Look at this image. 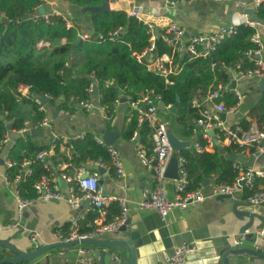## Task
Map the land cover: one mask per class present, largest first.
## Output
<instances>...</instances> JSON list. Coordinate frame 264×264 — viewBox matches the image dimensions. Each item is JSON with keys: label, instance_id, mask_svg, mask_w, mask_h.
Instances as JSON below:
<instances>
[{"label": "trees", "instance_id": "16d2710c", "mask_svg": "<svg viewBox=\"0 0 264 264\" xmlns=\"http://www.w3.org/2000/svg\"><path fill=\"white\" fill-rule=\"evenodd\" d=\"M67 1L84 8L102 3V0ZM38 5L44 6L45 1L0 0V13L3 14L0 20V154L4 150L7 159L13 162L6 168L10 179L21 173L17 188L25 198L36 197V181L55 175L50 165L37 158L41 150L50 148V143L41 142L28 129L29 126L39 128L38 123L46 116L33 95H47L56 108L70 112L80 101L91 97L89 86L92 83L97 88L100 105L109 115L113 111L114 101L120 98L119 89L131 103L138 102L146 94L158 95L165 106L178 103L175 122L182 127L185 136H193L195 130L202 129L196 121L207 108L202 98L219 83L230 81L229 67L239 65L241 69H246L253 64L245 51L255 47L250 37L256 30L245 23L239 24L236 33L223 39L206 58L172 53L162 38H158L154 55L160 57L168 53L173 63L178 62L181 67L177 73L164 77L154 68H148L145 62L137 61L133 55L149 45L150 33L141 20L127 15L125 10L91 12V28L82 29L90 37L78 39L77 32L81 29L74 21L67 28L62 14L50 15L48 20L35 17V7ZM257 14L264 19V5L257 9ZM119 28L121 32L112 35ZM212 62L215 63L214 67L211 66ZM90 76L94 77V81ZM20 84L29 86L28 97L19 94ZM193 99L198 101L197 105L192 104ZM215 101H223L230 107L236 104L237 98L233 91L223 90ZM137 116L138 111L133 109L122 135L125 139H131L139 129L142 141L150 146L151 143L144 138L151 136V130L146 123L139 126ZM8 124L11 129H8ZM262 124L264 122L259 126ZM240 125L243 130L249 128L245 120H241ZM19 130L21 132L14 136L12 144L7 147L2 142L4 136ZM197 142L205 144L203 138ZM222 147L228 152H236L233 144ZM179 156L185 159L183 168L188 178L184 191L194 190L210 179L214 183H221L230 182L235 177L233 162L216 144L211 152H199L189 147L181 150ZM88 160L110 164L107 147L98 143L93 133H86L75 141L69 154L60 150L58 141L54 147L55 165L63 162L69 164L63 170H56L57 173L71 174L73 166L80 167ZM22 162H27L28 166L22 167ZM24 169H29L30 173H23ZM73 185H76L75 181ZM251 191L247 190L245 195ZM119 211V206H114V212L109 213L107 219H111L110 214H118ZM95 216L94 211L88 212L80 223L79 231L91 230L89 222Z\"/></svg>", "mask_w": 264, "mask_h": 264}, {"label": "crops", "instance_id": "0c3cea01", "mask_svg": "<svg viewBox=\"0 0 264 264\" xmlns=\"http://www.w3.org/2000/svg\"><path fill=\"white\" fill-rule=\"evenodd\" d=\"M127 1L129 7L123 8L118 0L115 2L108 0L109 10L122 9L127 12L133 6L141 5V16L153 25V36L157 39L164 35V27L169 21H174L183 26L186 30V38L194 34L214 32L221 25L231 20H243L246 17L244 9L253 8L254 0H241L245 8L231 1L181 0L170 9L163 7L165 0ZM150 1L155 2L154 7L150 6ZM43 7L46 13L57 12L62 14L71 24L75 20L79 21L80 24L75 22L81 29V31L78 30V33L87 32L82 31V29L89 30L88 27L91 28L90 13L92 11L88 8L71 4L67 0H46ZM86 10H89V15L83 13L82 17L80 14L86 12ZM255 30L264 45V25H258ZM164 55V59L169 56L168 53H164ZM262 57L264 59V51ZM153 58L154 62L158 59L155 55ZM171 68L175 71L174 73H177L181 67L178 62L173 63L172 61ZM230 78L231 81L234 79L233 76ZM260 80L256 78L236 80L235 89L244 93L245 96L233 112L226 113L225 121L227 125L238 126L243 129L240 125L241 120H245L251 128L258 127L260 123L264 122L262 121L264 117V89H261L258 85ZM95 89L96 92H94ZM91 92V97L88 100L91 102L92 107L89 110L77 105L73 111L63 112V110L52 105L49 100L43 105V110L48 118L47 125L38 124L39 128L32 129L29 126L28 129L31 134L37 135L38 139L45 143H50L52 136L55 135L67 141L70 140L71 136L78 134L93 133L95 139L101 138L103 141L104 138L109 137V133L113 135L114 141L111 146L119 152L124 171L123 176L117 174L111 162L105 164L98 160H88L80 167L73 166L70 169L71 174L68 175L73 176V180L76 181L77 176L97 171L98 179L101 180L99 185L105 195L124 197L129 201L130 209L127 218L130 219L131 228L138 230L143 241L135 249V264H157L164 259L165 255L171 253L174 247L183 243H189L196 247L195 250L185 255L184 264H220L223 254L230 249L244 248L264 253V228L261 229L262 234L259 232L261 230L256 229L260 221L254 219L252 227L244 233H240V228L247 219H238L227 199H218V195H209L212 186L215 184L212 179L196 188L200 189L201 193L205 195L202 201L190 204L184 209L173 208L168 212L165 219L154 209H137L134 202L148 196L155 185L154 160L149 164H143L138 156L139 150H143L148 156L152 153L151 136L148 135L144 138L149 144L151 143L150 146L142 141L139 129L134 132L131 139L123 137L122 132L130 121L134 109L129 100L123 101L127 97L123 93L109 115L107 110L100 105L97 88L94 87ZM205 105L214 113L213 103L205 101ZM170 107V105H164V108L159 109L158 117L161 121H163L162 117L164 116L168 119L169 123L165 125L178 138L191 141L190 146L185 148L192 147L195 149L197 141L203 138L205 140L204 150L213 151L215 142L213 135L209 133L210 130L197 129L194 131L193 136H185L182 127L175 122L176 113L170 111ZM55 109L58 110L57 114H54ZM16 134L18 132L8 134L10 142L7 147L12 144ZM104 146H107L105 142ZM219 146L222 148L225 145L220 144ZM60 150L68 154L71 151L64 147H60ZM179 152H176L177 157H180ZM236 156L243 157L241 163L246 165L264 164V153L255 160L250 156L238 154ZM45 159L47 164L55 170L54 178L62 197L49 200L35 197L22 211H19L16 201L17 184L16 182L8 184L5 180L7 156L4 150L0 154V241L8 240L22 251L34 250L35 243L40 247L57 241L56 234L65 233L68 230V219L72 214H78L82 221L86 214L92 211V204L86 202V200L78 208L71 207L67 201L71 185L62 178V173H57L56 170H63L69 164L63 162L56 166L53 149L49 150ZM25 165L28 166V164ZM179 165L178 162V169ZM59 178L63 179L65 184L59 183ZM263 182V180H258L257 184ZM164 187L166 197L173 199L176 195L175 179L165 177ZM244 196L238 195L237 198L245 200ZM114 206H119L116 200L109 201L107 204L108 215L114 212ZM238 209H244V207H238ZM252 209L264 214V207L260 205L253 206ZM116 214L117 212L110 214L111 218ZM240 235L244 239L241 245L236 246L232 241ZM33 236L36 237V241L32 239ZM101 238L106 240L123 238L131 241L128 232L119 234L109 232L103 234ZM79 247L85 249V256L99 264H101V260L100 254H96L97 250H107L105 256L107 264L129 263L131 260L130 252L126 247L105 248L84 243L64 248H51L31 260L22 261L18 264H81ZM12 255H15V253L11 249L0 244V259ZM111 258H115V261H112ZM234 260H239L238 264H264V258L246 254L238 257L228 255L229 263L235 264Z\"/></svg>", "mask_w": 264, "mask_h": 264}, {"label": "built area", "instance_id": "2783aa9c", "mask_svg": "<svg viewBox=\"0 0 264 264\" xmlns=\"http://www.w3.org/2000/svg\"><path fill=\"white\" fill-rule=\"evenodd\" d=\"M46 1V0H41ZM181 0H165L164 8L170 9L175 6L177 2ZM220 1H231L238 5H242L244 8V3L241 0H220ZM264 5V0H254L253 8L258 9L260 6ZM42 5H38L35 7L36 16L42 17L44 20H48L50 15L59 14L57 12L43 13L39 12V8ZM245 13V12H244ZM127 15L134 16L141 20L148 28V32L150 33L149 45L145 47L141 52L133 53L136 60L139 62H145L148 68H153L159 74L167 77L170 73H174L172 70V58L171 55H167L164 59V54L160 57H157V61L154 62L153 56L151 57V51L155 48V41L158 39L154 38V27L152 24L148 23L141 15H142V6L137 5L133 6L130 10L127 11ZM1 18H3V14L0 13ZM243 20H231L223 25H221L216 31L211 33H202V34H194L185 37L186 30L183 26L177 24L174 21H169L164 27V35L161 37L162 40L166 43V45L170 48L172 53L181 52L188 53L190 57L201 55L206 58L210 55V53L216 48V46L226 37L236 33L237 26L241 23H245L256 28L259 24L250 19L249 16L245 13ZM66 27L69 28L72 24L71 22L65 18ZM121 32V29L115 30L112 35H117ZM77 37L79 39H87L90 37L88 32L78 33ZM250 40L255 44L254 48L247 49L245 54L253 60L252 66L241 69L239 65L236 68H228L230 72V77L233 76L235 80L237 79H249L256 78L262 79L264 78V59L262 57L264 51V45L259 38L258 34L255 32ZM42 44V43H41ZM171 59V60H170ZM167 64V66L165 65ZM211 66L214 67L215 63L212 62ZM168 81V79H166ZM231 78L230 81L225 83H219L216 87L210 89L208 94L203 97L205 101H209L214 104V113L211 112L210 109L205 108L202 112V117L196 121L197 125H200L202 129L214 130V140H218L220 144L224 145H235L236 152L235 155L241 156H250L253 160L258 159L261 154L264 153V124L261 126L251 128V126L243 130L238 126L232 127L227 125L226 121L222 119L219 115L220 112H233L241 100L244 98V93L236 90L231 87ZM94 88V84H90L89 91H92ZM230 90L233 91L234 95L237 98V102L235 105L227 107L223 101H215L216 98L221 96V91ZM18 92L21 96L28 97L29 95V86L25 84H20L18 87ZM41 95H33L34 101L39 105V109L43 110V102L41 99ZM160 96L158 95H144L141 100L138 102H132L134 109L138 111V123L144 124L146 123L151 130V139H152V153L148 156L143 150L138 151V156L143 164H149L152 160L156 161L154 166L155 173V185L150 194L138 201H135L137 209L139 210H147L154 209L159 215L165 219L168 212L173 208H181L184 209L190 204H193L198 201H202L205 198V195L201 193L200 189L194 190H186L184 191L185 185L188 182L187 173L183 168V163L185 161L184 157H178L179 169H178V178L175 179L176 182V195L173 199H168L165 193L164 187V179L165 172L167 169V165L169 159L173 153V150L170 146L168 139V128L163 121H161L158 117V102L160 101ZM119 102V99H116L113 103V107L115 104ZM193 105H197L198 101L196 99L192 100ZM78 105L85 109L89 110L92 107L91 102L86 99L82 100L78 103ZM63 112H68L63 110ZM48 118L45 116L38 124L46 126ZM24 131V130H23ZM21 132V130L16 131ZM83 134H78L71 136L70 140H63L58 136H52L50 140V149L54 150V147L58 144L60 147H64L67 150H71L73 148V144L75 141L83 138ZM96 141L102 145H104V141L101 138H96ZM4 144H8L10 142V138L8 134H6L2 140ZM215 142V141H214ZM107 151L109 153L110 162L113 167H115L116 172L119 176L124 175L122 162L120 159V155L118 150L113 146H106ZM205 146L196 143L195 150L203 151ZM50 149L41 150L37 158L40 161H43L45 165L47 164L45 161V157L48 154ZM233 169L236 172L235 177L230 182H221L215 183L209 195L217 196V195H230L231 197L237 198L238 195H245L247 190H253L249 194L244 196L245 201L250 202L253 206H258L264 203V182L257 184L258 180L264 181V164H250L246 165L237 160L232 161ZM6 166L9 167L13 164L10 159L6 160ZM27 162H22L21 166L24 167ZM23 173H30L29 169H24ZM62 178L71 185L70 194L67 197V201L73 208H78L84 200H89L92 204V211L96 213V216L93 218L91 225L92 229L88 232H80V221L81 218L78 214H72L68 219V230L65 233H57L56 239L57 241H70L74 239H81L87 237L101 238V236L105 233L114 232L118 230V228L124 224L128 217L129 213V201H127L124 197L118 196H109L103 193V190L98 182V172L92 171L88 172L85 177L81 178L77 176L75 181L76 185H73V176H69L66 173H62ZM76 178V177H75ZM21 179V173L17 174L14 179H10L8 173H5V180L8 184L16 182ZM76 186V187H75ZM256 186V189H254ZM34 189L36 192V197L43 198L45 200L49 199H60L62 195L60 194L54 176L42 177L34 184ZM111 200H116L119 204V213L116 214L111 219H107V204ZM17 201V209L22 211L31 201L32 198L22 197L17 188L16 194ZM262 234V230L259 231ZM32 239L36 241V237L33 236ZM244 237L240 235L238 238L233 239L232 243L236 246L242 244ZM35 248L38 245L35 243ZM195 245L189 243H183L180 246L174 247L172 252L165 255L162 261H159L157 264H184V257L189 252L195 250ZM85 249L79 247V253L81 254L80 262L81 264H99L96 261H93L88 256L84 254Z\"/></svg>", "mask_w": 264, "mask_h": 264}, {"label": "water", "instance_id": "95a60500", "mask_svg": "<svg viewBox=\"0 0 264 264\" xmlns=\"http://www.w3.org/2000/svg\"><path fill=\"white\" fill-rule=\"evenodd\" d=\"M118 2L123 8L129 7L127 0H118ZM87 8L89 10H91L92 12H99V11H103V10H109L110 5H109L108 0H102V3L100 5L90 6ZM44 11H45L44 7L41 6L39 8V12L43 13ZM244 12L249 16L250 19L256 21L259 25H264V19L259 17V15L257 14L256 8L249 7V8L244 9ZM0 20H1V16H0ZM88 29H90V27H88ZM156 42H157V40L155 41V43ZM155 52H156V50H155V48H153L151 51V57L155 54ZM151 69H153V66H151ZM89 78L92 81H94L93 76H90ZM258 85L261 87V89H264V78H262L259 81ZM231 87L236 88V80L235 79H233L231 81ZM94 92H96V89L94 90ZM118 93H119V95H121L122 91L119 89ZM41 99H42L43 104L49 101V97L47 95H44V94L41 95ZM127 100H128L127 97L125 99H123V101H127ZM177 100H178V98H177ZM177 104L178 103L176 102L173 106H171L169 108V110L176 113L177 112ZM158 108L159 109L164 108V104L161 101L158 102ZM57 113H58V110L55 109L54 114H57ZM219 115L222 119H224V120L226 119V113L225 112H220ZM7 127H8V129H11L10 124H8ZM209 133L211 135H214V130H210ZM108 135H109V137L104 138V142L107 146H110L112 144V142L114 141V139H113L114 137H113V135H111V133H109ZM168 139H169L170 146L173 150V153L169 159L167 169L165 172V176L168 178L176 179V178H178V157L176 155V152H179L183 148L190 146L191 141L178 138L172 130H168ZM135 140H137V139L135 138ZM214 141H215V144H217L218 146L220 145V142L218 140L215 139ZM221 152L225 154V156L227 157V159L229 161H234V160H237L240 162L243 161V157L236 156L235 153L228 152L223 147L221 148ZM155 163H156V161H154L153 164H155ZM85 176H86V174H84L80 177L83 178ZM58 181H59V183L61 182L62 184H65L63 179H61V178H59ZM98 182L101 183V180L98 179ZM218 199H227L229 201V203H231L232 211L234 212L236 217L238 219H241V220L247 219V221L240 228V233H244L246 230H248L250 227H252L254 219H258L260 221V223L256 226L257 230H261L264 228V214L258 213L257 211L253 210L252 209L253 205L250 202L242 200L240 198L231 197L230 195H218ZM86 202H89V200H86ZM260 206L264 207V203L260 204ZM238 207H244V209H238ZM114 232L117 234L128 232L131 241H129L127 239H123V238L122 239L116 238V239L106 240V239H102V238L87 237V238H81V239H74V240H70V241H55L53 243H48L46 245H42L40 247H37L32 251H22V250L18 249L15 245L10 243L8 240H3V241H0V244L11 249L15 253V255L4 256L3 258L0 259V263H2V264H4V263L18 264L19 262H22V261L31 260V259L43 254L44 252L50 250L51 248H64V247H70L73 245L85 243V244L102 246L105 248L126 247L130 252L131 260L129 263H121V264H135V259H136L135 249L137 247H139L143 242L141 237L139 236L138 230L131 228L130 219L127 218L126 221L124 222V224H122L118 228V230H116ZM106 253H107L106 249L103 251H98V250L96 251L97 255L100 254L101 264H107V262L105 260ZM243 254L255 256L258 258H264V253H261V252L255 251V250L244 249V248H242V249H230V250H227L223 254L222 261L220 264H231L228 261V255H233L235 257H238L239 255H243ZM111 259H112V261H115V258H111ZM233 262L235 264H238L239 260H234ZM248 264H250V263H248Z\"/></svg>", "mask_w": 264, "mask_h": 264}, {"label": "rangeland", "instance_id": "374dc122", "mask_svg": "<svg viewBox=\"0 0 264 264\" xmlns=\"http://www.w3.org/2000/svg\"><path fill=\"white\" fill-rule=\"evenodd\" d=\"M112 2H115L116 0H111ZM155 4V2L154 1H150V6L151 7H154L153 5ZM78 9H82V8H78ZM89 11V10H88ZM87 10H86V12H82V14H80L82 17H83V13H86L87 15H89V13L90 12H88ZM75 22L77 23V24H80V22L79 21H76L75 20ZM161 116V115H160ZM162 117V116H161ZM163 119V122L165 123V124H167L168 125V123H169V121H168V119L164 116V117H162Z\"/></svg>", "mask_w": 264, "mask_h": 264}]
</instances>
